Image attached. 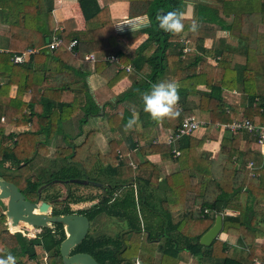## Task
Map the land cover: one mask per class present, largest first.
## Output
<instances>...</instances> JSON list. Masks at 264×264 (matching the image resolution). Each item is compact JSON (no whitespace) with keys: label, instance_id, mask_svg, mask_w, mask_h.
<instances>
[{"label":"trees","instance_id":"16d2710c","mask_svg":"<svg viewBox=\"0 0 264 264\" xmlns=\"http://www.w3.org/2000/svg\"><path fill=\"white\" fill-rule=\"evenodd\" d=\"M77 1L86 23L84 31L77 30L73 19L56 22L54 0H0V24L8 33V52L0 53V121L4 118L0 122V178L15 184L31 202H37L39 190L54 179L102 183L104 198V194L85 197L69 193L60 208H53L54 216L84 215L93 223L106 216L128 222L129 231L118 240L90 235L76 250L89 252L98 264H179L182 252L198 258L200 264H254L256 257L264 255V244L260 248L255 244L257 239H264V156L254 148L252 136L245 131L235 134L225 130L214 159L199 156L198 150L215 138L214 132L220 129L217 125L230 124L240 116L255 125L264 124V0L195 2L193 16L184 18V30L175 34L160 29L157 16L172 10L185 11L188 0H102V5L99 0ZM117 2L128 3L129 20L147 17L149 25L133 32H118L110 14V6ZM193 19L199 25L195 32L188 30ZM58 27H63L59 33L63 43L49 51L45 48L46 39ZM217 30L223 36L217 37ZM209 39L213 43L207 47ZM73 41L78 43L73 49L77 56L70 50ZM185 48L191 51L184 53ZM28 50L39 52L29 55L22 64H14L12 57ZM90 53L119 58V64L96 63L95 71L108 81L109 88L127 76L121 66L133 67L131 88L107 106L114 109L123 102L139 101V119L147 129L142 134L132 131L128 141L114 139L107 155L98 148L96 131H88L84 140L75 144V138L63 129V123L82 110V124L90 116L105 113L95 109L86 80L88 74L79 70V62ZM161 81L177 84L180 110L178 116L157 121L144 111L142 95ZM14 87L17 91L12 98ZM224 91L243 95L244 110L227 104ZM28 93L30 99L25 101ZM190 96L198 98L196 109L208 115L209 123L200 139L189 135L178 142L180 155L175 161L179 169L162 183L160 170L148 161L141 163L139 155L162 151V156L170 159L173 147L152 142L140 147L139 142L149 138L147 133L153 134L158 126L176 133L183 120L193 115L195 107L188 100ZM107 116L111 129L117 130L128 128L126 124L133 115L125 110ZM11 126L27 129L7 135ZM60 136L67 146L57 145L56 157L69 167L68 176L63 178L59 173L43 183L48 174L43 170L36 181L30 174L24 176L20 172L16 173L20 175L17 180L12 178L13 167L21 171L37 156L47 157L52 142ZM129 155L136 169L128 165ZM249 163H253L252 169H248ZM76 166L85 168V176L72 173ZM147 172L150 176L145 178ZM93 174H98V178H93ZM139 181L143 184L136 186ZM157 191L164 195L160 196V205L153 202ZM54 198L46 200L53 203ZM97 200L93 207L76 210ZM138 205L163 218L162 235L151 234L137 225L132 214ZM4 211L0 207V256L11 253L15 264H31L37 260L40 248L48 254V264H62L60 246L66 238L62 224L54 225L57 236L45 229L42 235L28 238L22 233H10ZM218 215L223 218L221 233L232 242L216 239L210 246H203L200 240ZM132 239L138 244L134 245Z\"/></svg>","mask_w":264,"mask_h":264},{"label":"crops","instance_id":"0c3cea01","mask_svg":"<svg viewBox=\"0 0 264 264\" xmlns=\"http://www.w3.org/2000/svg\"><path fill=\"white\" fill-rule=\"evenodd\" d=\"M99 3H100V5H102V0H99ZM127 9H128V3L127 2H117V3L112 4L110 6V14H111V18H112L113 23L116 26V21L120 22V26H122L121 28L124 29L121 33L133 32V29L130 27L132 24L131 22H133L135 20L146 19V23L145 24L141 23L140 25H142V27L149 25V19L147 17L129 20L127 17ZM53 16H54L57 23H63L64 21H66L68 19H73L75 24H76V28L78 31H84L86 29V23H85L82 11L80 9V6H79V3L77 0H54ZM116 29H117V27H116ZM262 31H264V28H262ZM7 34H8L7 28L0 24V49L1 50H3V49L7 50L6 49V46L8 43ZM143 41H141V42H143ZM139 44H141V43H139ZM90 54L97 55L99 60L96 62H93V61H86L84 59L83 61H80L78 64L79 70L88 74L86 80H87L88 86L90 88V93L92 95L93 102H94L95 106L97 107L95 109L98 110V108H99L101 110H105V113L101 112L97 116H90V117L86 118V122L82 124L81 120H83L85 117V111L82 110V112H80L78 115L73 117L71 120L66 121L65 124L68 125L69 122H71L73 120H78V124L80 126H83L84 130L89 129V131H92V130L96 131L97 132L96 143L98 145V148L103 155H107L110 152V142L113 141L114 139H116V137L117 138L120 137L123 140L128 141L130 139V137L132 136V133H131L132 131H135L134 133L142 134L147 129L144 128L141 120L139 119V116H140L139 111L141 110L140 108L142 107L140 102L137 104V106H139L138 111H134V108L136 106L134 102H130V103L123 102V103L117 104L116 106H113L114 109H111L109 106H107L109 103H115L118 95L126 92L128 89L131 88V86L133 84V79H132L131 73H128L126 71L128 73L127 76L123 80H121L116 86H114L113 88H109L108 87V81L106 79L102 78L95 70H96V63L97 62L103 61L102 60L103 57H108V56H111L112 54L111 55H102V54H98V53H90ZM90 54H87V55H90ZM209 62H211V61L209 60ZM203 88L204 87H200V89H203ZM16 91H17V88L14 87L12 89V92H11L12 98L15 97ZM229 93L232 94L231 98H234L235 100L233 102H232V100L231 101L225 100V102L229 105H234V106L239 107L241 110H244V108H245L244 104L246 102L244 100V96L238 92L224 91V98L225 99L227 98ZM29 99H30V93L26 94L24 97L25 101H29ZM188 100L191 102L192 107L193 108L195 107L192 111L193 115H195V116H197L203 120L208 121L209 120L208 115L205 113L199 112L196 109L197 104H198V98L190 96ZM175 108H176V110H180V106L178 104L175 106ZM91 110H93V112H94V106H93V108H91ZM125 110L130 111V113H132V115L135 114L136 119H137V124L133 125L131 128H125V129L119 128L117 130H113V128L111 129L107 115L110 116V114H115V113L121 114ZM243 118H244L243 116H240L237 120L243 119ZM0 122L3 123L2 121H0ZM94 125H100L101 128H96V127H94ZM22 129L26 130L27 128H17V127L11 126V127L7 128L6 133H7V135H10L11 133H13V135H17V134L22 132L21 131ZM14 131H20V132H14ZM218 131L219 132H214L215 138L208 141L203 146V148L198 150L199 156L204 157L207 160H211V159L216 158V156L220 150V144H221V140L223 138L225 130L220 128ZM170 133H171L170 131L164 130L160 126H158L155 128L153 134L147 133V135H149V138L139 142V146L140 147L147 146V145H149L150 142H152L156 145L163 146L164 144H166L165 143L166 138L168 135H170ZM204 133H205V129L196 132L192 136L200 139L204 135ZM116 134H117V136H116ZM85 135H86V132L80 130V133L78 136L79 137L81 136L80 137L81 139L83 138L82 141L84 140ZM251 138L254 140V148L264 156V147H261L259 144H257V142L255 141L253 136ZM178 144L179 143H177L173 147V150L174 149L179 150V148L181 146V142L179 145ZM164 154L165 153L162 151H160V153H151L150 151H147L145 153V155L144 154L139 155L141 163L148 161L149 163L155 165L160 170V181H162V183H163V180L166 176L178 171V169H179L178 164L175 161V159H177V157L174 155L173 151H172L173 156H171L170 159L168 158V156H162ZM131 156L132 155H129V158H127L128 165H131L134 169H136L137 165L134 163ZM249 164H251V163H249ZM165 170H167V171H165ZM144 176H145V178H148L150 176V173L147 172V173H145ZM142 184H143V182H141V181L135 183L136 186L142 185ZM136 186H135V193L137 194ZM147 190L151 191V189H147ZM156 193H159V202L158 203H155L154 201L153 202L156 205H160V200H161L160 196H162V198H163L164 195H163V192H160V191H157ZM116 196L117 195L115 194L114 197L116 198ZM155 214H157V213H155ZM107 218H109V217H107ZM154 220H156V219H154ZM222 222H223V218H222ZM127 227H128V224H127ZM149 227H151L153 229L152 231H154V233L156 232L155 235H159V234L162 235L163 234L162 228L164 227V225H162L161 229H160L157 221L152 222L149 225ZM142 230H144V229H142ZM146 230H147V228H146ZM222 230H223V228H222ZM263 230H264V227H263ZM128 231H129V227H128V230H126L125 232H128ZM218 239H220L222 241L232 242V240L229 239V236L225 233H221L220 236L218 237ZM163 243H164V238H161L160 244H163ZM233 243H234V240H233ZM255 244H256L257 248L262 247L264 244V239L263 238L257 239ZM180 258L181 259H190V260L186 263L181 262L182 261L181 260L179 264H200V260L198 258L191 257L189 254L187 255V257H183L181 254ZM31 263H33V261ZM139 263L141 264V262H139Z\"/></svg>","mask_w":264,"mask_h":264},{"label":"rangeland","instance_id":"374dc122","mask_svg":"<svg viewBox=\"0 0 264 264\" xmlns=\"http://www.w3.org/2000/svg\"><path fill=\"white\" fill-rule=\"evenodd\" d=\"M188 4L186 5V16L185 18H191L193 16V3L195 2H204L206 0H188ZM190 5V8H189ZM131 27L133 29V31H137L142 27V25H140L141 23L145 24L146 23V19H139V20H135L133 22H131ZM128 25V24H127ZM116 27L117 30L119 32H122L124 29L121 28L122 26H120V22L116 21ZM124 27V26H123ZM217 37H221L223 36V33L219 32L218 30L216 31ZM147 36H145L144 38H142L141 41H143L144 39H146ZM141 41L139 43H141ZM213 43V40L209 39L206 41V46L210 47ZM191 51V50H190ZM189 51V52H190ZM188 53V52H187ZM213 62V60H212ZM132 73V72H131ZM232 94H228L227 98L225 99L226 101H231L232 102L235 100L234 98H231ZM234 95V94H233ZM130 103V102H128ZM135 103V108L134 111H138L139 110V106H137V104L139 103V101L134 102ZM126 105V104H125ZM142 109V107L140 108ZM94 127L96 128H101L100 125H94ZM63 129L65 131V133L71 135V138H75L74 140H72L73 143L75 144H80L82 139L78 136L81 131H85L86 133L89 131V129L84 130L83 126H80L78 124V120H73L71 122L67 124H65V122L63 123ZM22 132H24L25 130H21ZM14 132H20V131H14ZM117 136V134H116ZM16 137V136H15ZM14 137V140H15ZM85 138V137H84ZM117 139V137H116ZM10 144V145H9ZM8 145L11 146V144H13L12 142L9 143ZM57 145H59L60 147H66L67 143L64 142L63 138L60 136L59 138H57V140H55L54 142H52L50 148H49V153L47 155V157L43 158L41 156H37L35 158V160L28 165V167H26L25 169L22 168L21 171H18L15 167H13L12 169V174H13V179L17 180V178L20 175H24V176H30L33 177V181H36L37 179H39L42 175H43V170H47L48 174L46 176L45 179H43L41 182L46 183L47 180L50 179L52 180L54 176H56L57 174H61V176H68V172H69V167L64 164L63 162H61L60 160H58V158L56 157V153H57ZM33 169V173H31ZM85 168L82 169V167L80 166H76L75 168L72 167V173L77 174L78 177H82L85 176L83 175V170ZM88 170V169H87ZM167 171V170H165ZM20 172L19 176H16V173ZM19 174V173H18ZM16 176V177H15ZM93 178H98V174H93L92 175ZM55 180V179H54ZM84 180V179H81ZM87 180V179H86ZM89 186H83V184H75V183H70V184H64L61 182H58L56 184H53L51 186H49L48 188L44 189L42 192V198L46 200V198H51V197H55V201L53 203H50L51 206L53 208H60L63 203L66 202V198L68 197L69 193H75V195H80V196H97L100 197L104 192H102V189L97 188L95 186H91V184H88ZM70 187V192H68V189ZM123 193V192H122ZM155 199L154 202L158 203L159 202V193L155 194ZM103 198V197H102ZM47 201V200H46ZM99 200L95 201L98 202ZM49 202V201H48ZM93 202V203H95ZM92 203H86V204H82L81 208L86 207V206H90ZM0 207L5 209L4 213L6 212V207L0 203ZM77 207L72 209H76ZM80 208V209H81ZM80 209H76V210H80ZM132 216L134 217V219H137V225H140L141 229H144V231L146 230V228L150 231L151 234H154V232L152 231L153 229L151 227H149V225L154 222L157 221L159 224V228L161 229V226L164 225V220L162 217H160L158 214H155L151 211H149L148 209L142 208L140 205L138 206V208L136 209V211L134 212V214H132ZM156 219V220H154ZM127 223L126 221H122L120 219H116V218H107V217H100L93 225V227L91 228L90 232L91 235H100V236H106L115 240H118L121 234H123L126 230H128L127 227ZM13 225V224H12ZM23 224H19L18 226H11L12 229L15 230H19V229H23ZM53 228V227H51ZM41 228H37V229H30V231H32V234L35 235V237H37L38 235H42L44 232H42V230H40ZM16 232V231H14ZM32 235V237H33ZM30 236V235H27ZM134 245H137L138 242L133 240ZM137 247V246H136ZM38 258L37 260H34L33 263L31 264H43L44 263V258L46 256H48V254H44V252L38 248ZM183 257H187L188 253L187 252H182L181 253ZM160 259V255H157L156 258V262H159ZM183 263L188 262L190 259H181ZM136 264H140L139 262H137Z\"/></svg>","mask_w":264,"mask_h":264},{"label":"water","instance_id":"95a60500","mask_svg":"<svg viewBox=\"0 0 264 264\" xmlns=\"http://www.w3.org/2000/svg\"><path fill=\"white\" fill-rule=\"evenodd\" d=\"M49 43V38L46 39V44ZM64 184H91L98 188L104 189V185L101 183L89 182V180L73 179L69 181H63ZM45 188L42 187L39 190V200L37 202H31L25 199L24 195L19 191L18 187L8 181L0 178V203L6 207L7 220L10 224L18 226L23 223L26 227L48 228L54 224H62L65 226L67 237L61 243L60 254L64 264H98L88 254H75L70 256L71 250L80 245L86 238L90 221L83 215H64L54 216L52 215V206L48 201L41 200L42 191ZM105 196V190L104 195ZM93 204L91 207L95 206ZM223 228L222 215L216 217L215 224L210 230L201 238L200 243L203 246H210L221 234Z\"/></svg>","mask_w":264,"mask_h":264},{"label":"built area","instance_id":"2783aa9c","mask_svg":"<svg viewBox=\"0 0 264 264\" xmlns=\"http://www.w3.org/2000/svg\"><path fill=\"white\" fill-rule=\"evenodd\" d=\"M60 32H63V27H58L55 29L54 33L49 38V43L45 47L46 49H48L49 51H54L62 45L63 39L61 38V36H59ZM77 44H78L77 41H73V43L70 46V50L73 51L74 56H77V54L73 50L77 46ZM189 51L190 49L188 48L184 49V53H187ZM3 52L7 53L8 51L0 49V53ZM38 52H39L38 50H28L21 55H14L12 57V61L14 62V64H22L27 60V57L29 55L36 54ZM85 60L96 62L99 60V58L95 54H90L85 57ZM102 60L111 64H119V58L115 55L103 57ZM121 68L125 69L128 73L133 72L132 66H127V67L121 66ZM1 121L4 122V118H2ZM208 123H209L208 121L203 120L195 115L187 117L183 120L181 128L176 133H170V135L167 136L165 143L168 146L174 147L183 137L193 135L200 130H204L208 125ZM218 126L223 130H227L235 134L241 131H245L251 136H253L257 144H259L261 147H264V124L255 125L250 120L243 118V119L235 120L230 124L217 125V127ZM173 153L176 157L180 155V152L176 149L173 150ZM252 168H253V164L251 163L248 165V169H252ZM8 228L10 233L12 234L16 233L12 231L10 223H8ZM19 233H22L24 236L28 238H36L35 235H33L32 232L29 231H19ZM43 264H48L47 256L44 258ZM254 264H264V255L262 257H256L254 259Z\"/></svg>","mask_w":264,"mask_h":264},{"label":"clouds","instance_id":"9594fccd","mask_svg":"<svg viewBox=\"0 0 264 264\" xmlns=\"http://www.w3.org/2000/svg\"><path fill=\"white\" fill-rule=\"evenodd\" d=\"M190 8V5H189ZM186 11L172 10L157 16L158 26L167 33H180L184 30L183 20ZM198 22L193 19L188 27L189 31L195 32L198 28ZM179 100L177 84L174 82L161 81L151 86L147 93L142 95L144 111L153 120H161L168 117L179 115L175 106ZM137 124L135 114L128 120L126 127L131 128ZM16 258L8 253L6 256H0V264H15Z\"/></svg>","mask_w":264,"mask_h":264},{"label":"flooded vegetation","instance_id":"af4514ba","mask_svg":"<svg viewBox=\"0 0 264 264\" xmlns=\"http://www.w3.org/2000/svg\"><path fill=\"white\" fill-rule=\"evenodd\" d=\"M58 182H63V181H61V180H53V181H50V182H48V183H46V184H44V188L46 189V188H48L49 186H51V185H53V184H56V183H58ZM89 182H94V181H91V180H89ZM96 183V182H95ZM102 184V183H101ZM84 186V185H83ZM85 186H89V185H85ZM91 186H93V185H91ZM96 187V186H95ZM98 188V187H97ZM100 189H102V188H100ZM104 190H105V188L104 189H102V192H104ZM106 191V190H105ZM98 202H95V203H93V204H97ZM93 204H91L90 206H86V207H83V208H81V206H79L77 209H88V208H90ZM53 208V207H52ZM52 213H53V209H52ZM53 215V214H52ZM72 215H77V214H72ZM84 216V215H83ZM104 217H106V216H104ZM90 221V220H89ZM8 223H9V221L7 220V223H6V225L8 226ZM55 225V224H54ZM54 225H51L50 227H48V228H41L40 230H42V232H45V229H50L51 230V233L53 234V235H55V236H57V230L55 229V227H54ZM93 225H94V223L93 222H90V228H89V231H88V234H87V236H86V238L88 237V236H90L91 235V232H90V230H91V228L93 227ZM51 227H53V228H51ZM63 228H64V231H65V235H66V237H67V234H66V230H65V226L63 225ZM19 231H29V230H25V229H19L18 231H16V233H19ZM33 231V230H32ZM32 231H29V232H32ZM91 236H94L95 238H101V237H103V236H100V235H97V236H95V235H91ZM85 238V239H86ZM66 239V238H65ZM64 239V240H65ZM84 239V240H85ZM84 242V241H83ZM82 242V243H83ZM81 243V244H82ZM80 244V245H81ZM80 245H78L77 247H75L73 250H71V252H70V256H72V255H75V254H88V255H90L95 261H96V259L89 253V252H86V251H82L81 249L77 252L76 250L79 248V246ZM61 255V254H60ZM47 258H48V256H47ZM97 262V261H96ZM98 263V262H97ZM62 264H64L63 263V261H62Z\"/></svg>","mask_w":264,"mask_h":264},{"label":"bare ground","instance_id":"6f19581e","mask_svg":"<svg viewBox=\"0 0 264 264\" xmlns=\"http://www.w3.org/2000/svg\"><path fill=\"white\" fill-rule=\"evenodd\" d=\"M21 224H23V223H21Z\"/></svg>","mask_w":264,"mask_h":264}]
</instances>
